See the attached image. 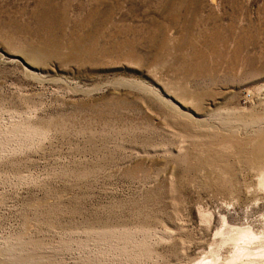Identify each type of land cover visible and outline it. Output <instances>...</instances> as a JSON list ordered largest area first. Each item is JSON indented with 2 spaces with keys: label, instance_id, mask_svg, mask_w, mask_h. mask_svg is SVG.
<instances>
[{
  "label": "rangeland",
  "instance_id": "obj_1",
  "mask_svg": "<svg viewBox=\"0 0 264 264\" xmlns=\"http://www.w3.org/2000/svg\"><path fill=\"white\" fill-rule=\"evenodd\" d=\"M0 264H264V0H0Z\"/></svg>",
  "mask_w": 264,
  "mask_h": 264
}]
</instances>
